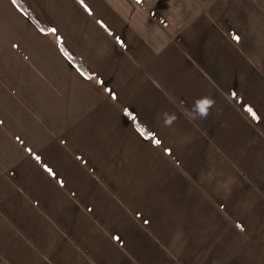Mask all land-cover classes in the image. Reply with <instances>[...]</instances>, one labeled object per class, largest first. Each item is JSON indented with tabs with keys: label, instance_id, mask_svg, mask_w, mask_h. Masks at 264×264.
<instances>
[{
	"label": "crops",
	"instance_id": "crops-1",
	"mask_svg": "<svg viewBox=\"0 0 264 264\" xmlns=\"http://www.w3.org/2000/svg\"><path fill=\"white\" fill-rule=\"evenodd\" d=\"M0 264H264V0H0Z\"/></svg>",
	"mask_w": 264,
	"mask_h": 264
},
{
	"label": "clouds",
	"instance_id": "clouds-1",
	"mask_svg": "<svg viewBox=\"0 0 264 264\" xmlns=\"http://www.w3.org/2000/svg\"><path fill=\"white\" fill-rule=\"evenodd\" d=\"M205 101L207 102L206 104H204ZM213 106H214V100L211 97L208 96L201 97L195 102L192 109L188 113H186V115L189 119L192 120L207 119V117L210 114V110L213 108ZM174 119H175L174 114H168V113L164 114V123L166 126L170 125L174 121Z\"/></svg>",
	"mask_w": 264,
	"mask_h": 264
},
{
	"label": "snow or ice",
	"instance_id": "snow-or-ice-1",
	"mask_svg": "<svg viewBox=\"0 0 264 264\" xmlns=\"http://www.w3.org/2000/svg\"><path fill=\"white\" fill-rule=\"evenodd\" d=\"M53 31H54V30H53ZM237 38H238V37H237ZM206 103H207V102L205 101L204 104H206ZM202 108H203V105H202ZM157 143H159V142L157 141Z\"/></svg>",
	"mask_w": 264,
	"mask_h": 264
},
{
	"label": "trees",
	"instance_id": "trees-1",
	"mask_svg": "<svg viewBox=\"0 0 264 264\" xmlns=\"http://www.w3.org/2000/svg\"><path fill=\"white\" fill-rule=\"evenodd\" d=\"M62 47V49H64V47L63 46H61ZM69 56H71V55H69ZM74 59V58H73ZM90 76V75H89Z\"/></svg>",
	"mask_w": 264,
	"mask_h": 264
}]
</instances>
